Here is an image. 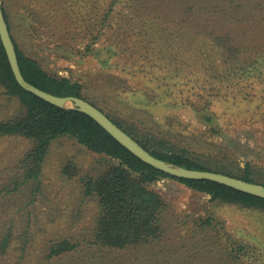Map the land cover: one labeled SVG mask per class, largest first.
Here are the masks:
<instances>
[{"label": "rangeland", "instance_id": "rangeland-1", "mask_svg": "<svg viewBox=\"0 0 264 264\" xmlns=\"http://www.w3.org/2000/svg\"><path fill=\"white\" fill-rule=\"evenodd\" d=\"M109 1L1 4L18 47L48 73L83 83L85 96L138 142L211 171L249 172L264 186V66L261 77L236 83L241 78L223 67L209 30L263 45L264 0H214L200 11L206 30L165 24L122 3L107 13ZM239 4L251 14L233 15ZM216 6L229 11L227 21L218 20ZM21 112L18 99L0 85V121ZM205 114L213 116L216 131ZM31 146L22 136L0 135V264H264V209L212 200L172 178L148 184L167 205L160 240L122 250L94 244L98 203L83 197L79 176L61 170L71 160L81 175L97 174L105 162L74 137L59 136L49 144L39 181L13 189ZM207 217L211 224L201 228ZM65 239L74 249L50 255ZM230 239L235 249L245 245L239 256L230 254Z\"/></svg>", "mask_w": 264, "mask_h": 264}, {"label": "trees", "instance_id": "trees-1", "mask_svg": "<svg viewBox=\"0 0 264 264\" xmlns=\"http://www.w3.org/2000/svg\"><path fill=\"white\" fill-rule=\"evenodd\" d=\"M213 1L110 0L107 13L111 12L117 3H122L134 14L141 12L165 24H176L179 28L189 26L206 30L208 25L201 18L200 11L204 6L212 5ZM249 8L250 6H240L239 9H234L236 13L233 15L251 14ZM2 9L10 31L6 10L3 6ZM216 9L220 15L218 20L227 21L229 11L220 10L217 6ZM236 18V16L232 17V19ZM235 21L233 20V23ZM209 30L216 46L220 48L218 52L223 67L241 78L236 83L241 85L242 81L249 80L252 76L261 77L263 75L262 70L258 69L264 66V44L258 45L259 42L255 40L251 43L247 38L237 37L236 32L227 31L224 36H221L215 34L216 28L211 27ZM231 34L232 38H229ZM12 40L20 70L27 81L52 94L78 96L97 106L85 96L83 83L66 76L60 77L48 73L35 58L18 47L13 37ZM0 85L7 95L18 99L22 109V112L15 117L0 121V135L22 136L32 140L31 148L20 161L21 173L19 179L13 182V189H19L28 182L39 181L49 144L59 136L74 137L78 143L97 154L100 160L105 162V167L97 174L87 172L81 175L78 167L71 160L67 161L61 170L68 178L79 176L83 197L93 198L98 203L100 209L93 233V242L96 245L122 250L162 238L167 205L160 194L148 186L149 183L160 178L175 179L191 190L209 195L212 200L264 209V198L256 195L211 180L186 179L169 175L131 153L88 114L76 108L56 106L24 90L14 77L1 39ZM202 116L205 123L211 124V131H216L215 126L212 125L213 116L209 115V117L206 114ZM111 119L122 127L117 120ZM133 122L138 123L137 119ZM123 129L132 135L127 129ZM146 135L151 136L152 134L146 133ZM139 143L154 156L168 163L193 169L211 170L203 163L196 162L180 153L161 149L160 146L158 149L150 148L142 141ZM250 165L247 163V166ZM223 173L257 183V180L250 178L252 176L249 172L242 175ZM211 221L210 217L200 219L199 226L201 228L209 226ZM6 245L7 238L5 237L1 246ZM75 246L66 239L61 240L50 248V255H59L73 250ZM235 246L236 249L233 239H230L228 243L230 254L234 252L235 256H239L245 245L235 243ZM225 250L228 252V249ZM195 253L199 255L198 251ZM193 264H202V262L195 261Z\"/></svg>", "mask_w": 264, "mask_h": 264}, {"label": "water", "instance_id": "water-1", "mask_svg": "<svg viewBox=\"0 0 264 264\" xmlns=\"http://www.w3.org/2000/svg\"><path fill=\"white\" fill-rule=\"evenodd\" d=\"M0 39L5 49L10 67L17 83L24 90L35 94L41 99L59 107L76 108L91 116L103 129H105L115 140L127 148L131 153L140 158L143 162L174 177L186 179H205L215 181L237 190L264 198V186L230 176L221 172L211 170H201L174 165L154 156L145 149L136 139H134L123 128L118 126L105 112L93 105L91 102L73 95H55L44 91L27 81L19 66L15 45L13 43L8 25L6 23L2 4L0 0Z\"/></svg>", "mask_w": 264, "mask_h": 264}]
</instances>
